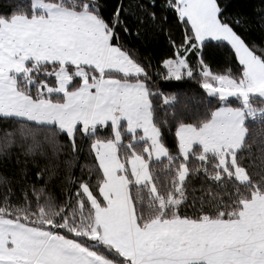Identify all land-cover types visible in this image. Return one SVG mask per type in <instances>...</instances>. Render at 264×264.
Masks as SVG:
<instances>
[{
  "label": "snow or ice",
  "instance_id": "1",
  "mask_svg": "<svg viewBox=\"0 0 264 264\" xmlns=\"http://www.w3.org/2000/svg\"><path fill=\"white\" fill-rule=\"evenodd\" d=\"M0 264H264V5L7 0Z\"/></svg>",
  "mask_w": 264,
  "mask_h": 264
},
{
  "label": "trees",
  "instance_id": "2",
  "mask_svg": "<svg viewBox=\"0 0 264 264\" xmlns=\"http://www.w3.org/2000/svg\"><path fill=\"white\" fill-rule=\"evenodd\" d=\"M246 2L248 4H250L251 6H253L255 9H259L262 5H264V0H246ZM7 3V0H0V8L4 7ZM215 43V42H214ZM191 87L195 88V85H191ZM234 99V98H233ZM239 101H235L233 106L238 105ZM255 128V126H254ZM255 133L257 136L262 134V130L259 128H255ZM11 151H14V149H12Z\"/></svg>",
  "mask_w": 264,
  "mask_h": 264
}]
</instances>
